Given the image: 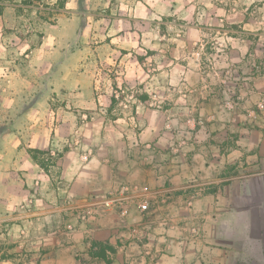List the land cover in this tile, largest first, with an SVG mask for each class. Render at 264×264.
I'll return each instance as SVG.
<instances>
[{"label": "crops", "instance_id": "0c3cea01", "mask_svg": "<svg viewBox=\"0 0 264 264\" xmlns=\"http://www.w3.org/2000/svg\"><path fill=\"white\" fill-rule=\"evenodd\" d=\"M54 1L0 0V264H264V0Z\"/></svg>", "mask_w": 264, "mask_h": 264}, {"label": "built area", "instance_id": "2783aa9c", "mask_svg": "<svg viewBox=\"0 0 264 264\" xmlns=\"http://www.w3.org/2000/svg\"><path fill=\"white\" fill-rule=\"evenodd\" d=\"M259 72L261 71L260 66H256ZM259 108H263V105L260 104ZM84 119H86L84 117ZM57 155V151L55 149H51L49 151V156L55 157ZM83 158H87V156H83ZM131 194L130 188L127 186H122L119 190L115 192H111L109 194L102 195L95 200L96 207L105 211H115L121 217H126L129 214V204L131 203ZM135 206L137 211L142 215L148 214L151 203L149 199L143 197L135 202Z\"/></svg>", "mask_w": 264, "mask_h": 264}, {"label": "rangeland", "instance_id": "374dc122", "mask_svg": "<svg viewBox=\"0 0 264 264\" xmlns=\"http://www.w3.org/2000/svg\"><path fill=\"white\" fill-rule=\"evenodd\" d=\"M60 2L61 0L54 1L53 3L48 4L46 2H41L40 4L33 3V6L37 7L40 11L39 17L41 19L45 18L48 21L52 22L56 19V13L58 12V10H60ZM27 19L28 21H30V16ZM259 66L261 67V71H264V57L261 59ZM91 249L94 258L103 260L105 264H112L114 258L111 256H113L115 252L114 246L109 244H102L101 246H97V248L92 247Z\"/></svg>", "mask_w": 264, "mask_h": 264}, {"label": "trees", "instance_id": "16d2710c", "mask_svg": "<svg viewBox=\"0 0 264 264\" xmlns=\"http://www.w3.org/2000/svg\"><path fill=\"white\" fill-rule=\"evenodd\" d=\"M65 0H62L61 2H60V9H63L65 6ZM34 157L36 158V159H38V156H36V155H34ZM102 244H99V243H94L93 245H92V247H94V248H97V246H101ZM0 259H2V258H0Z\"/></svg>", "mask_w": 264, "mask_h": 264}]
</instances>
